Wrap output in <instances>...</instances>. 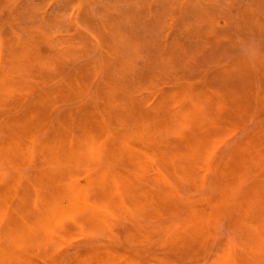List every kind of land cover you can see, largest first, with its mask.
<instances>
[{"label":"rangeland","instance_id":"1","mask_svg":"<svg viewBox=\"0 0 264 264\" xmlns=\"http://www.w3.org/2000/svg\"><path fill=\"white\" fill-rule=\"evenodd\" d=\"M0 83L12 88L0 90V140L24 131L32 132L34 147L42 140L69 145L93 126L102 143L104 133L131 139L146 125L151 140L167 148L195 145L196 156L180 166L151 161L154 171L139 179L124 155L118 178L129 170L134 189L166 167V182L156 189L191 203L233 178L238 203L248 201L249 216L264 224V0H0ZM102 146L91 153L97 159L89 155L100 163L95 172L110 162L103 154L112 147ZM211 224L212 237L194 253L141 247L128 236V223L95 235L79 221L67 222L55 234L67 240L47 248L56 264H74L88 246L102 244L125 247L139 264H210L224 241L238 248L243 237L228 216ZM25 252L40 260L37 250Z\"/></svg>","mask_w":264,"mask_h":264},{"label":"bare ground","instance_id":"2","mask_svg":"<svg viewBox=\"0 0 264 264\" xmlns=\"http://www.w3.org/2000/svg\"><path fill=\"white\" fill-rule=\"evenodd\" d=\"M0 90L10 92L12 88L9 83H0ZM191 110L189 114L193 116ZM99 123L103 125L102 122ZM88 127L87 131L83 129L85 134L82 132L83 135L79 137H76L78 132L75 131L77 139L71 143L68 141L69 145L50 142L53 149L43 140L37 143L40 147L35 146L36 149L32 144V132L22 131L8 139L0 140V264H13L18 261L28 264H56L52 259L51 248L48 250L47 247L53 241L57 240L60 243L67 240L66 237L56 239L55 234L63 231V227L70 221H79L87 230H96L95 235L99 228L109 229L111 226L128 223L130 227L128 236L133 243L141 247L163 244L171 250L194 253L212 237L211 223L226 216L240 227L243 235L238 244L239 253L235 244L226 240L222 251L210 264H264V224L249 216L248 201L244 200V206L238 203L231 189L233 178L228 179L225 187L214 196L191 203L180 201L178 197L176 198L179 194L174 196L171 190L169 195L168 191H163L164 189L161 192L156 189L166 182L164 177L166 178L167 174H162L166 173V167L164 169L166 171L162 173L157 167L159 171L157 170L151 180L143 179L148 181L147 184L134 189L130 185H134L132 182L134 183L135 178L129 180L132 181L130 183L127 181L130 178L129 170L126 175L127 169L122 166L124 175H121L122 178L116 176L120 170L116 173L118 169H115V166L124 155H128L129 162L134 161V165L137 166L136 171L130 170V174L140 179L149 171L148 168L150 171L153 170L151 168L153 161H164L165 163H162L164 166L169 163L180 166L182 163H190L191 156L195 157L199 148L188 145L183 149L176 143L172 148L161 146L162 144L149 138L151 130L146 125H140L131 131L133 142L138 140L139 146H133L130 141L132 138L129 139L126 134H119L118 130L117 139L113 135L114 139L107 135L106 138L104 135L106 133L103 134L102 130L104 144L112 147L109 156L103 154L105 160L110 158V162L103 167L104 171L95 172L93 166L96 167L100 163H93L94 160L90 157L95 154L94 151L106 146L103 147V142H99L101 134L92 132L93 126ZM98 129L97 127L95 130ZM64 137L66 134L61 140H64ZM54 147H57L59 152H54ZM138 147L141 150H138ZM45 148L49 149V152L46 149L45 153ZM139 151L144 153V158H141L143 153ZM102 152L105 153L106 149L101 151V154ZM160 164L159 167L162 165ZM107 181L110 183L107 184ZM125 193L129 196L126 199L123 196ZM105 214L109 216L105 218ZM87 233L91 235L93 232ZM26 249L37 250L40 260H34L31 254L35 252L30 251L31 254H28L25 252ZM133 253L118 244L90 245L83 255L77 257L74 264H139Z\"/></svg>","mask_w":264,"mask_h":264}]
</instances>
